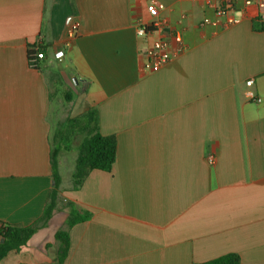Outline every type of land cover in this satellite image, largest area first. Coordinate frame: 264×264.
<instances>
[{"label": "crops", "instance_id": "0c3cea01", "mask_svg": "<svg viewBox=\"0 0 264 264\" xmlns=\"http://www.w3.org/2000/svg\"><path fill=\"white\" fill-rule=\"evenodd\" d=\"M204 15L214 17L191 0H0V224L42 215L61 146L51 218L0 264H194L229 252L264 264V23L254 6L224 28L200 25ZM160 17L172 57L144 70L161 34L136 28ZM38 36L45 57L32 69ZM90 110L115 137V161L73 188L81 134L67 148L59 135ZM71 209L90 216L68 227ZM53 221L52 240L34 242ZM60 229L69 246L59 263Z\"/></svg>", "mask_w": 264, "mask_h": 264}, {"label": "trees", "instance_id": "16d2710c", "mask_svg": "<svg viewBox=\"0 0 264 264\" xmlns=\"http://www.w3.org/2000/svg\"><path fill=\"white\" fill-rule=\"evenodd\" d=\"M75 133H80L81 139L76 147V159L70 179L73 188L79 187L88 173L94 169L109 172L116 156L115 137L113 135H102L98 131L97 115L94 110L88 111L79 118H69L59 135L60 143H69ZM55 142H57L56 138L53 143ZM65 147L67 148V145ZM60 149L61 146L59 145L52 148L50 166L53 187L42 215L32 224L26 226L1 224L0 236L4 240L0 243V260L6 257L10 251H18L25 247L34 233L46 226L51 218L56 206L58 188L61 182L57 162V155ZM89 216L90 214L87 212H79L76 209H71L67 216L66 224L68 227H71L78 222L87 220ZM54 239L59 243L57 262L60 263L64 260L68 252V231L57 230L54 233ZM194 264H240V257L235 252H229L213 259Z\"/></svg>", "mask_w": 264, "mask_h": 264}, {"label": "built area", "instance_id": "2783aa9c", "mask_svg": "<svg viewBox=\"0 0 264 264\" xmlns=\"http://www.w3.org/2000/svg\"><path fill=\"white\" fill-rule=\"evenodd\" d=\"M199 2L205 8L212 10L214 17L204 15L201 19L200 25H212L219 28H224L236 23L239 17L236 15L241 12L243 7L254 6L256 8L257 17L261 24L264 23V0H191ZM239 2L241 6H239ZM162 3H151L147 6L149 11L163 9ZM78 27V23L74 22L69 25L67 34L68 36H74ZM169 29L168 20L165 17L157 18L147 24L140 25L136 28V34L138 36H145L146 34L156 31L161 34L155 39L144 51V70H154L168 62L172 57L171 42L164 35ZM182 50V46L178 45L175 51ZM45 57V50L42 43V38L37 37L35 41L28 45L27 49V62L28 66L32 69H38L39 64ZM247 86L252 85V80L249 79L246 82ZM249 99H253L257 102L260 98H256L253 91L248 89L245 92ZM214 156L208 155V161L213 163ZM1 226V224H0Z\"/></svg>", "mask_w": 264, "mask_h": 264}, {"label": "rangeland", "instance_id": "374dc122", "mask_svg": "<svg viewBox=\"0 0 264 264\" xmlns=\"http://www.w3.org/2000/svg\"><path fill=\"white\" fill-rule=\"evenodd\" d=\"M66 103H68V102H66ZM75 108V106L73 107V109ZM67 143L66 142H64V145H66ZM71 155H72V153H71ZM73 166V165H72ZM68 170H67V167H66V170H64L63 172H62V175H66ZM60 226H59V224L56 222V221H53L51 224H50V226H49V228L48 229H45L44 231H42L39 235H37V237H35L36 239H34L35 241L34 242H37V241H41V240H46V239H48L49 241L50 240H52V238H51V236H50V232L51 231H54V230H56V229H58Z\"/></svg>", "mask_w": 264, "mask_h": 264}, {"label": "water", "instance_id": "95a60500", "mask_svg": "<svg viewBox=\"0 0 264 264\" xmlns=\"http://www.w3.org/2000/svg\"><path fill=\"white\" fill-rule=\"evenodd\" d=\"M3 240H4V239L0 236V243L3 242Z\"/></svg>", "mask_w": 264, "mask_h": 264}]
</instances>
